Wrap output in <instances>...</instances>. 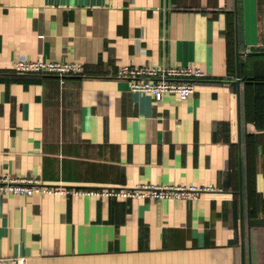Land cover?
<instances>
[{
	"label": "crops",
	"instance_id": "0c3cea01",
	"mask_svg": "<svg viewBox=\"0 0 264 264\" xmlns=\"http://www.w3.org/2000/svg\"><path fill=\"white\" fill-rule=\"evenodd\" d=\"M232 9L233 0H0V175L209 187L156 200L0 193L3 264H264V54L246 53L264 50V0H237L238 98ZM19 57L77 62L81 73L63 84L18 75ZM154 64H198L205 77L185 98L157 100L116 76Z\"/></svg>",
	"mask_w": 264,
	"mask_h": 264
},
{
	"label": "built area",
	"instance_id": "2783aa9c",
	"mask_svg": "<svg viewBox=\"0 0 264 264\" xmlns=\"http://www.w3.org/2000/svg\"><path fill=\"white\" fill-rule=\"evenodd\" d=\"M13 71L18 75H33L40 77L43 74H55L61 84L65 76L81 73V64L71 61L56 59H28L16 58L13 62ZM116 76L125 78L131 91L147 92L153 98L160 100L166 93H174L180 98L187 97L194 91L195 81L205 77V72L198 64L186 65H122L116 70ZM209 187H199L194 184H136L128 187L120 186H88L77 187L65 185L62 182L49 184L31 176L18 177L0 175V193L16 195L39 194H70L72 196H98L119 197L136 199H187L196 198L198 191L207 190ZM23 257L12 259L18 263L23 262ZM7 261L0 258V264Z\"/></svg>",
	"mask_w": 264,
	"mask_h": 264
},
{
	"label": "water",
	"instance_id": "95a60500",
	"mask_svg": "<svg viewBox=\"0 0 264 264\" xmlns=\"http://www.w3.org/2000/svg\"><path fill=\"white\" fill-rule=\"evenodd\" d=\"M233 12H234V35H235V54H234V59H235V83H236V91H237V98L239 95V57L240 55L243 54V52L239 51L238 49V32H237V0H233ZM247 54H264V50L260 51H248L246 52ZM239 102V101H237ZM238 126V137H237V143L240 146V132H239V122L237 123ZM241 182H242V172H241V154L239 150V155H238V184H239V189L238 193L240 195L241 193ZM239 227H240V237H241V254H242V204H241V197H239ZM241 264H243V259L241 255Z\"/></svg>",
	"mask_w": 264,
	"mask_h": 264
},
{
	"label": "trees",
	"instance_id": "16d2710c",
	"mask_svg": "<svg viewBox=\"0 0 264 264\" xmlns=\"http://www.w3.org/2000/svg\"><path fill=\"white\" fill-rule=\"evenodd\" d=\"M243 179V181H244V178H242Z\"/></svg>",
	"mask_w": 264,
	"mask_h": 264
}]
</instances>
